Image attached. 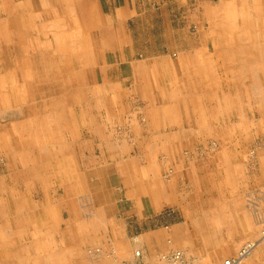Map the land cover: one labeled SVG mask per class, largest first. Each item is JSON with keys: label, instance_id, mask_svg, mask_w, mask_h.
<instances>
[{"label": "rangeland", "instance_id": "rangeland-1", "mask_svg": "<svg viewBox=\"0 0 264 264\" xmlns=\"http://www.w3.org/2000/svg\"><path fill=\"white\" fill-rule=\"evenodd\" d=\"M258 1L129 0L137 15L130 29L146 47L153 49L154 42L162 48L146 54L160 57L162 64L143 65L144 81L131 89L133 81H126L123 91H114L106 84L105 69L86 67L96 54L90 51L95 43L70 36L77 32L75 22L55 20L65 17L61 7L55 12L46 2L0 0V186L31 200L27 191L33 178L36 190L43 178L51 197L66 201L71 211L62 213L60 232L51 235L67 237L64 264H126L140 247L147 258L181 250L203 264H219L244 242L259 239L257 216H264V0ZM76 55L84 58L81 65L72 63ZM175 112L185 131L183 145L196 143L180 150L186 172L165 179L171 166L165 157L161 176L144 185L146 195L160 194L153 198L161 201L160 213H138L151 217L149 223L127 228L136 233L130 235L132 246L117 242L128 211L122 182L112 178V165H104L98 137L108 140L112 132V138L120 139L117 133L125 126L150 139L158 134L159 118ZM44 159L54 160L51 169L40 165ZM79 169L80 180L75 175ZM147 177L152 179L151 173ZM2 203L14 204L7 195ZM175 223L176 238L167 235ZM147 229L165 234L164 251L148 249L140 237Z\"/></svg>", "mask_w": 264, "mask_h": 264}, {"label": "crops", "instance_id": "crops-1", "mask_svg": "<svg viewBox=\"0 0 264 264\" xmlns=\"http://www.w3.org/2000/svg\"><path fill=\"white\" fill-rule=\"evenodd\" d=\"M39 1L46 2L49 6H55V12H58L60 7L62 8V13L65 14V17H55V20L58 22L65 20L66 23L69 21L75 22L77 32L75 34L70 33V31L67 33H70V36L76 35L90 38V45L94 46L93 43H95L94 48L90 50L91 54L96 53L97 48L100 49L101 57L95 59L93 54L90 64L86 67L90 69H105L106 84L110 87L114 86V91H123V85L126 81H133L130 89L136 86L138 82L144 81V73L140 71L143 65L148 64L145 66L146 68L158 67L162 64L160 57L146 55L151 50H153V54L156 52L160 53L162 48L158 46L156 49L154 42H150L153 49L146 47L147 42L143 38H139L140 34L136 30L133 32L130 29V23L137 22V19H133L137 15L135 10L131 9L129 0ZM39 1L29 0L33 5H36L35 2L38 3ZM41 9L43 12L44 8ZM44 24L41 26L42 29L46 28ZM137 57L144 58L138 61ZM205 116L208 117L209 114H205ZM178 118L176 112L170 115H163L157 123L158 134L150 139L148 137L144 138L140 129L137 130L139 132L135 133L130 127L125 126H122L117 133L120 139L112 138V132L108 140H102L98 137L99 145L97 148L103 150L102 157H104L105 162L110 161V164L104 163V165H112V175H115L112 178L122 182V196L126 200L124 201L125 209L128 211L126 213L128 221L125 223L126 225H122V232L121 230L118 231L119 236L117 238H119V241L117 242H127L129 246H132L130 235L136 233L127 231V228L131 230L134 225L140 227L149 223L147 220L151 217L142 218L138 213H149L150 211L153 214L160 213L161 201L155 202L156 200H153V198H158L160 194L155 190L146 195V186L144 187V185L146 181H156L161 176L163 165L167 163L166 158L168 163H171V166L168 167L172 169V178H176L180 172L185 171L182 167L184 160L179 158L180 150L182 147H191L196 145V143L193 141L186 144V146L183 145L185 131L183 132L182 121ZM167 126L170 128L176 127V129L166 131ZM193 138L195 139V136ZM160 156H162V159L159 160ZM52 161L54 160L44 159L39 162H41L40 165H44V169H49V165L53 164ZM39 162H37V165ZM57 162L59 163V161ZM135 166H138V168L135 169ZM58 167L59 172L65 174L64 165L59 163ZM34 169L35 167L33 166L32 171ZM96 169L98 168L89 169V174L92 176L90 177L91 179L94 178L93 175L96 174ZM149 173H151L152 179L147 177ZM183 174L186 175L187 173ZM75 175L80 180L83 172L79 169L78 173L75 172ZM33 181L34 178L32 180V188L27 191L30 193L31 200L27 196L19 198L20 194L17 189L0 186V264H64L65 262L66 238H56L51 237V235L54 232L56 234L60 232L62 213L64 211L70 212L71 210L66 209L67 204L63 198L53 199L51 197L47 190V185H43V178V188L41 187L39 190H36L37 188ZM3 195L13 199L14 204L2 203ZM34 195H36L37 200H33ZM146 197H148L149 206L146 205ZM50 220H53V224H51ZM178 232L179 228H177L175 223L171 225L170 233L167 235L176 238ZM164 235L160 230L150 229L140 233V237H143L146 244H149L147 245L148 249H153L155 252H162L166 249ZM253 263L264 264V240L258 243L250 257L246 258L241 264Z\"/></svg>", "mask_w": 264, "mask_h": 264}, {"label": "built area", "instance_id": "built-area-1", "mask_svg": "<svg viewBox=\"0 0 264 264\" xmlns=\"http://www.w3.org/2000/svg\"><path fill=\"white\" fill-rule=\"evenodd\" d=\"M166 171L169 175L165 173V178L169 179L172 170L167 166ZM257 226L259 228V239L255 242H244L233 257L227 258L219 264H241L246 258H248L260 240L264 239V216H257ZM133 243L136 245L138 242L137 240H133ZM131 256V260L126 264H203L199 259L189 257L181 250H170L166 253L156 255L153 258H147L140 247L135 248Z\"/></svg>", "mask_w": 264, "mask_h": 264}, {"label": "bare ground", "instance_id": "bare-ground-1", "mask_svg": "<svg viewBox=\"0 0 264 264\" xmlns=\"http://www.w3.org/2000/svg\"><path fill=\"white\" fill-rule=\"evenodd\" d=\"M256 1H258V0H256ZM259 2V1H258ZM228 3H229V1H228ZM258 4V3H257ZM80 5V4H79ZM229 5V4H228ZM82 6V5H81ZM79 7V6H78ZM100 8V7H99ZM229 8V7H228ZM84 9V8H83ZM80 10V9H79ZM78 11V10H77ZM57 12V11H56ZM119 15H121V14H119ZM218 15V14H217ZM216 16V15H215ZM218 16H220V15H218ZM88 17V16H87ZM80 18H81V16H80ZM122 18V17H121ZM218 18V17H217ZM254 20H255V18H254ZM222 21V20H221ZM83 23V22H82ZM222 23V22H221ZM217 26V25H216ZM213 27V26H212ZM100 29H101V27H100ZM107 29H108V27H107ZM215 29V28H214ZM22 35H23V33H22ZM257 37V36H256ZM29 39V38H28ZM115 44V43H114ZM24 45V44H23ZM257 45H258V43H257ZM111 48V47H110ZM258 49H259V45H258ZM114 50V49H113ZM112 50V51H113ZM96 54H95V59L96 58H100L101 57V52H100V49L99 48H97L96 49ZM68 54V56L70 55V53H67ZM214 56V55H213ZM116 57V56H115ZM73 58V61H72V63H79V64H77V65H80L82 62H83V60H84V58L82 57V55H79V56H73L72 57ZM192 60V59H191ZM261 61V60H260ZM11 63V62H10ZM125 63V62H124ZM259 63V62H258ZM253 67H254V65H253ZM236 71V70H235ZM238 71V70H237ZM231 73V72H230ZM96 74V73H95ZM99 74V73H98ZM233 74V73H232ZM135 75H136V73H135ZM96 76V75H95ZM99 76V75H98ZM100 78V77H99ZM197 79V78H196ZM257 79V78H256ZM237 80V79H236ZM138 81V80H137ZM199 81V80H198ZM239 82H241V81H239ZM100 83V82H99ZM141 83V82H140ZM238 84V83H237ZM236 84V85H237ZM252 86V85H251ZM254 86V85H253ZM253 89V88H252ZM251 89V90H252ZM202 90V89H201ZM259 90V89H258ZM256 92V91H255ZM254 92V93H255ZM259 92V91H258ZM255 95V94H254ZM261 95V94H260ZM189 97V96H188ZM123 99V98H122ZM259 99V98H258ZM21 109V108H20ZM64 109V108H63ZM64 112H65V110H63ZM180 111V110H179ZM262 111V110H261ZM13 113V112H12ZM140 113V112H139ZM261 113V112H260ZM1 117V116H0ZM8 119H9V117H8ZM10 120V119H9ZM7 122V121H6ZM9 122V121H8ZM188 129V128H187ZM188 131H190V130H188ZM193 132H192V130H191V134H192ZM120 134V133H119ZM126 134H127V132H126ZM181 135V134H180ZM10 136V135H9ZM112 137V136H111ZM13 138V137H12ZM104 139V138H103ZM17 141V140H16ZM19 150V149H18ZM30 151V150H29ZM22 154V153H21ZM178 154V153H177ZM26 157V156H25ZM33 158V157H32ZM34 161V160H33ZM143 161V160H142ZM48 163V162H47ZM177 164V163H176ZM24 165H26V164H24ZM153 168V167H152ZM51 169V168H50ZM143 198V197H142ZM140 200V199H139ZM244 210V209H243ZM43 214V213H42ZM100 214V213H99ZM101 214H102V212H101ZM93 215V214H92ZM104 222V221H103ZM65 232H67V231H65ZM67 238V237H66ZM250 238V237H249ZM41 240V239H40ZM251 240V239H250ZM262 240H264V239H261V241ZM260 241V242H261ZM43 249V248H42ZM250 257V256H249ZM257 258V257H256ZM251 259V258H250ZM17 262V261H16ZM254 264V263H253Z\"/></svg>", "mask_w": 264, "mask_h": 264}]
</instances>
